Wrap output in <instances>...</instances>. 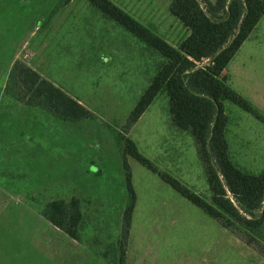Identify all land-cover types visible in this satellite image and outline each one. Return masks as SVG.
<instances>
[{"label":"rangeland","instance_id":"obj_1","mask_svg":"<svg viewBox=\"0 0 264 264\" xmlns=\"http://www.w3.org/2000/svg\"><path fill=\"white\" fill-rule=\"evenodd\" d=\"M62 1L0 0V264H105L96 255L119 233L124 161L136 195L126 264H264L259 248L224 229L117 144L121 134L159 171L209 202L193 138L171 123L165 93L125 130L163 58L86 0ZM109 1L172 47L188 35L170 14V0ZM16 59L93 117L64 122L10 100L2 88ZM224 71L226 84L264 115V14ZM221 104L231 162L260 174L264 124L229 100ZM71 197L82 204L80 244L39 215L46 202ZM256 240L264 247V227Z\"/></svg>","mask_w":264,"mask_h":264},{"label":"trees","instance_id":"obj_2","mask_svg":"<svg viewBox=\"0 0 264 264\" xmlns=\"http://www.w3.org/2000/svg\"><path fill=\"white\" fill-rule=\"evenodd\" d=\"M86 1L163 58L131 110L125 130L141 117L159 93H165L171 123L193 138L210 192L209 202L172 176L159 171L118 134L117 144L123 154L156 173L182 198L264 254V247L256 240L264 227V170L251 175L231 162L225 140L227 117L221 104L229 100L264 124V115L234 92L223 75L227 64L251 36L264 14V0H215L214 3L209 0H170V14L188 29V35L176 47L111 1ZM2 91L15 103L40 109L64 122L93 117L77 100L43 79L21 59L12 61ZM123 176L126 198L120 213L119 233L114 242L96 255L105 264H126L136 195L125 161ZM39 215L69 239L81 243L84 227L81 200L75 197L50 200Z\"/></svg>","mask_w":264,"mask_h":264},{"label":"crops","instance_id":"obj_3","mask_svg":"<svg viewBox=\"0 0 264 264\" xmlns=\"http://www.w3.org/2000/svg\"><path fill=\"white\" fill-rule=\"evenodd\" d=\"M231 60H232V59H231ZM231 60H230V61H231ZM228 64H229V63H228ZM223 75H225V76H226V72H225V71H223Z\"/></svg>","mask_w":264,"mask_h":264}]
</instances>
